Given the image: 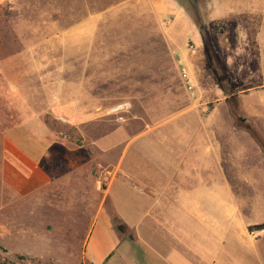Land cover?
Instances as JSON below:
<instances>
[{
	"label": "rangeland",
	"instance_id": "obj_1",
	"mask_svg": "<svg viewBox=\"0 0 264 264\" xmlns=\"http://www.w3.org/2000/svg\"><path fill=\"white\" fill-rule=\"evenodd\" d=\"M225 1L232 9L228 13L233 14L221 17L215 16L213 0L3 1L0 247L7 251L6 264H83L84 244L106 181L101 165H113L119 154L126 166L134 165L137 180L125 182L126 175H121L105 207L122 219L114 218L125 228V234L118 233L124 244L131 243L138 262L161 264L158 261L170 259L176 246L172 235L154 229L146 218L143 193L145 183L151 181L157 191L177 195V201L152 203L158 209L178 212V264H201L200 260L212 264L206 254L214 245L215 264H264V231L248 230L264 222V151L239 122L232 105L239 102L244 117L264 138V0H257L260 8L246 20L248 30H260L256 36L249 34L248 40L239 32L240 0ZM176 12L187 23L193 20L200 25L198 42L189 35L177 39L173 31ZM183 44L192 56L199 50L197 64L207 71L205 81L228 87L226 95L222 91V95L209 92L207 96L208 86L201 75L198 79L204 94L198 92L188 70H195L196 62L189 64L181 56ZM182 66L188 78L182 77ZM23 85L39 88L40 99L48 95L59 103L86 102L89 112L109 120L94 144L53 119L46 104L29 107L44 116L51 131H66L68 136H59L89 153L87 168L82 171L85 177L35 187L25 194L6 185V136H26L29 131L22 129L24 107L17 98V88ZM121 105L125 111L109 114ZM118 116L124 121L118 122ZM179 116L185 120L179 122ZM179 124L214 131L225 160L221 169L208 160L197 165L189 162L193 157L188 151L189 163L178 167L174 188L169 178L178 165ZM168 125L172 127L165 128ZM102 132L109 134L104 140ZM141 148L145 159L139 157ZM229 184V230L213 233V220L215 226L227 221L223 213ZM127 225L139 231L143 240L129 241V236L136 235Z\"/></svg>",
	"mask_w": 264,
	"mask_h": 264
},
{
	"label": "crops",
	"instance_id": "obj_2",
	"mask_svg": "<svg viewBox=\"0 0 264 264\" xmlns=\"http://www.w3.org/2000/svg\"><path fill=\"white\" fill-rule=\"evenodd\" d=\"M3 1L4 0H0V5ZM213 2L215 5V16L221 17L233 14L228 13L227 10L232 9L225 4V0H213ZM239 3L240 6L237 9L239 12L238 18H240L239 32L240 35L246 36V38L244 37L245 40H248L247 36L249 34L256 36L260 30H257V28L255 30H248L249 24L246 20L249 21L251 17L256 15V11L260 8L261 4H257V0H240ZM176 15H178V19L174 18L173 20V31L176 33L177 39H179V37L182 38L181 36L189 35L195 42H198V35L201 36V30L198 28L197 24L193 20H191V22L189 21L190 23H187V20L185 21L183 20V17H180L182 16L181 12H176ZM254 39L255 38H253V40ZM185 46L186 45L182 46V49H180L181 56L184 57L186 61H189V64L196 62L197 68L192 67L195 70L190 71V68L188 67V70L195 81L194 85L197 84L198 92L201 91V93H203L204 89L199 82L198 75H201L205 81L203 75L207 74V71L203 66L197 64L199 56L201 55L198 50V54L192 56ZM205 82L208 86L205 88V94H207V96L209 95V92L212 96L222 93V90L215 84V82L211 81V85L208 83L207 79ZM215 87L216 91H214ZM17 90V96H19L17 98L20 100L18 103L20 106L24 107V109L21 110L24 115L21 119L24 122L22 129H28L29 131H24V133L27 132L26 136L21 134L17 135L16 133H12L14 135L9 136L10 133L6 136L4 144L5 163L3 167V179L6 185L14 187L17 190L21 189V192L25 194L32 191L35 187L56 185L60 183V180L64 181L70 179L76 181L81 177H85L82 171H85L87 168L86 161L87 159H90L89 153L83 151L81 149L82 147L74 146V144L68 139H62V136H68L66 131H61L59 133L51 131L48 125L44 122V116L39 114L37 109L33 110L29 107L46 104V106H49L48 114L53 119L59 121L68 128L75 129L77 135L81 136L85 141L87 139H92L93 143L98 140L96 137L98 132L107 129L105 124L109 120L98 117V115L93 112H89L85 105L86 102L68 101L65 103H59L55 102L53 97L50 98L48 95H46L44 99H40L38 93L39 88L32 86L29 87L23 85V87L17 88ZM27 92L32 93L35 98L28 96ZM224 100L226 99L224 98ZM210 118L216 117L210 116ZM180 120L184 121L185 119L179 116L178 121L180 122ZM171 127V125H168L165 128ZM108 135L109 134L102 132L100 138L104 140ZM16 136L20 138H16ZM58 139L62 140L59 141ZM20 141H23V143ZM24 141L27 143L26 145H24ZM103 143H106V141ZM106 144L108 145L109 142ZM142 151L143 148L138 152L139 157L140 159H145V155ZM188 151H190V155L193 157L191 161H189L188 158ZM196 151L198 154L201 153L203 155H201V157L197 154L195 155L194 152ZM116 159L118 160L113 165H101V168L106 172V181L105 185H102L101 187L102 199L100 206L95 213L88 237L84 244L83 264H141V262L137 261V257L133 253V248L130 245L131 243L124 244L125 239H121L118 233V220L122 219L120 217H114L116 213H110L105 207V202L110 195L114 182L121 175H126L123 177L126 178L125 182L130 179L137 180L135 177H137L138 174L133 168L134 165L128 164L126 166L124 164L123 154H119ZM186 160L189 162H196L197 165L203 164L204 161L208 160L212 163L216 162L218 169L222 168V163H224L225 160L224 153L222 152L221 146L216 145L214 131L192 129L189 125H178V165L175 166V169L173 170V173L171 172L169 178V185H173L174 188L177 186L178 181L177 169L178 167L182 168L183 165L186 166L189 163L186 162ZM164 165L166 166V164ZM156 170H158V172L163 171L161 169ZM98 185L99 183L96 182V188ZM145 186L143 201L146 203V218H149V224L158 231L161 230L164 233L172 235L176 245L175 247H172L173 252L170 259H158V262L161 264H178V212L172 209L170 211L158 209L159 207L152 203L154 201H159V203L172 200L177 201V195L173 193L166 194V191H157L154 187V183L151 181L147 184L145 183ZM228 194L229 201L227 209H225L223 213L224 218H226L227 221H223V225L221 226H215L213 220V233L218 232V234H223L225 231L227 232L229 230L231 218L230 184ZM155 197L157 200L153 199ZM114 218L118 219L116 221L118 223L117 225ZM131 230L136 236L134 238H130L131 236H129V241L136 242L143 240L139 231L136 229ZM212 248L213 251H209L208 254H205L206 256H211L213 260L212 264H215L217 261L216 258H214L215 245L212 246ZM155 260L157 261V259ZM151 263L142 262V264ZM200 263L207 264L204 260H200ZM152 264L158 263L153 262Z\"/></svg>",
	"mask_w": 264,
	"mask_h": 264
},
{
	"label": "trees",
	"instance_id": "obj_3",
	"mask_svg": "<svg viewBox=\"0 0 264 264\" xmlns=\"http://www.w3.org/2000/svg\"><path fill=\"white\" fill-rule=\"evenodd\" d=\"M195 18H197V16ZM195 23L197 24L198 28H200V25L196 21H195ZM200 30H202V29H200ZM201 34H202V31H201ZM218 86L223 91V94L226 95L227 94L226 91L229 90L228 87H225V86L220 85V84H218ZM224 97H226V96H224ZM226 100H228V102L231 103V104L233 103V102H231V99L230 98H227L226 97ZM232 105H233V112L235 113L236 116H238L239 122L245 126L246 130H248L250 133L253 134L254 138L256 139V141L258 142V144L261 145V148L264 151V138L261 137L259 135V133H257V131L254 130V128L252 127V124H251V120H249L246 117H244V115H243L244 113L240 109L239 102L236 101ZM248 230L250 232H260V231H264V222L263 223H260V224H256L254 226H250L248 228ZM6 253H7V251L5 249H3L2 247H0V262H1V264H6L7 262H9L7 260V258L4 256V254H6Z\"/></svg>",
	"mask_w": 264,
	"mask_h": 264
},
{
	"label": "built area",
	"instance_id": "obj_4",
	"mask_svg": "<svg viewBox=\"0 0 264 264\" xmlns=\"http://www.w3.org/2000/svg\"><path fill=\"white\" fill-rule=\"evenodd\" d=\"M180 64H181V63H180ZM181 73H182V77H183V78H188L187 69H186L184 66L181 67ZM123 110H124V106H123V105H121V106H117V107H115L114 109H112V110L110 111L109 114H112V115H118V114H120ZM124 111H125V110H124ZM117 121H118V122H123V121H124V118H123L122 116H118V117H117Z\"/></svg>",
	"mask_w": 264,
	"mask_h": 264
},
{
	"label": "water",
	"instance_id": "obj_5",
	"mask_svg": "<svg viewBox=\"0 0 264 264\" xmlns=\"http://www.w3.org/2000/svg\"><path fill=\"white\" fill-rule=\"evenodd\" d=\"M117 229H118V231H119L120 233L125 234V228H124L123 225H119V226L117 227ZM130 238H132V237H130Z\"/></svg>",
	"mask_w": 264,
	"mask_h": 264
}]
</instances>
